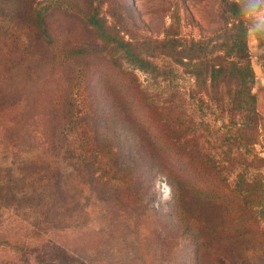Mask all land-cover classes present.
Wrapping results in <instances>:
<instances>
[{
  "label": "rangeland",
  "instance_id": "rangeland-1",
  "mask_svg": "<svg viewBox=\"0 0 264 264\" xmlns=\"http://www.w3.org/2000/svg\"><path fill=\"white\" fill-rule=\"evenodd\" d=\"M33 1L38 7H49V32L62 49L59 60L67 59V65L56 67L51 62L52 51L42 46L33 59L16 60L24 68L32 65L29 79L42 83L54 73L78 77L75 91L79 90L89 127L119 155L118 169L126 180L97 176L93 180L80 160L55 142L52 124L45 123L42 104L48 87H30L32 80L26 70L12 71L8 85L0 87V109L16 106L12 114L0 116V264H264L262 244L211 239L223 230L230 233L236 219L243 225L251 217L258 219L254 211H247L241 219L237 208L236 195L242 193L236 192L235 185L246 164H226L217 170L222 187L235 190L234 203L203 200L194 188L206 183L202 174L193 173L186 154L193 142L186 149L170 152L169 164L167 159L159 161L147 125L127 124L120 107L104 99L97 89L121 87L119 83L126 78L131 87L138 83L155 101L168 95L169 87L180 90L187 99V113L196 121L199 151L211 152L217 159L226 149L219 137L226 133L227 124L241 121L242 115L217 107L198 92L195 77L185 65L175 62L178 75L169 77V54H148L162 68L155 77L121 55L103 51L100 39L84 19V13L98 10L115 22L111 12H116L129 27L130 36L123 32L127 38H162L178 16L180 35L198 39L222 28L217 16L219 0ZM15 7L14 0H0V28L5 20L17 17L11 12ZM13 21L11 44H28L32 28L22 18ZM252 40L256 38L250 36ZM256 43H251L253 52L258 49ZM127 72L135 73L138 80ZM16 76L23 79L15 81ZM100 77L106 81L101 83ZM255 91L262 105L261 141L252 151L245 147L234 150L249 160L255 153L264 156V90L255 87ZM260 174H264V166L252 165L246 173L251 180ZM171 179L178 186L185 184L181 204L176 202Z\"/></svg>",
  "mask_w": 264,
  "mask_h": 264
},
{
  "label": "trees",
  "instance_id": "trees-1",
  "mask_svg": "<svg viewBox=\"0 0 264 264\" xmlns=\"http://www.w3.org/2000/svg\"><path fill=\"white\" fill-rule=\"evenodd\" d=\"M14 3L16 7L11 12L17 17L11 18V22L5 20L0 28V87H6L12 71H17L19 68L28 72V79L32 78V65L24 68V64L18 62L16 57H20L21 60L33 59L38 46L50 48L51 62L56 67L66 64L67 61V59L59 60L57 55L62 49L49 32L46 18L49 7H38L33 0H14ZM111 13L116 19L115 22L108 21L98 10L84 13V19L90 29L100 39L103 51L106 50L112 55L119 54L130 64L152 73L155 77L160 74L162 68L148 54L153 52L169 54V58H172L169 59V77L172 76L173 79L178 75L175 62L185 65L188 67L187 72L195 77L198 92H203L217 107L222 106L231 113L242 115L241 121L234 119L227 124L226 133L219 137V142H223L222 145H225L226 149L224 156L217 159L211 152L199 151L196 121L187 113L185 106L187 99L180 90L169 87V97L158 96L155 101L156 97H152L151 100L138 83L136 87H131V82L126 78H122L119 83L121 87L97 89L104 99L111 100L116 108L120 107L121 116L127 124L147 125L146 129L154 138L151 147L159 161L167 159L169 164L170 152L177 148L186 149L188 142H193L191 147L187 148L186 154L189 155V162L193 165V173L202 174L201 180L206 183L204 187L194 188L196 195L203 200L234 203L235 190L222 187L217 170L226 168V164L230 166L246 164L235 185L238 187L236 192L239 190L242 193L236 195V198L239 197L237 208L241 211L239 215L241 219L247 211L256 212L258 219L251 217L244 225L240 223V219H236L235 226L230 228V233L223 230L211 239L231 238L245 241L247 244H262L264 249V225L261 223L264 224V174L254 177L253 180L246 175L252 165L259 168L264 166V156L255 153L253 159L249 160L234 153L235 149L244 147L252 151L255 144L261 141L262 117L261 101L255 91L256 73L252 65L249 36L243 31L237 0H219L217 16L223 24L222 28L198 39L184 38L180 35L178 16L166 27L162 38L139 35H131L127 38L123 32L129 33V27L121 20L119 14ZM18 17L25 20L34 32V34L28 33V44H11L15 34L12 29L15 27L13 20ZM259 43L264 45V41L259 40ZM66 54L73 55L68 52ZM127 73L134 80H138L135 73ZM20 79L23 77H15V81ZM29 80H32L30 87H48L47 91H44L43 114L46 118L45 123L50 122L53 130H56L55 142L79 159L93 180H97L95 176L126 180L118 169L119 155L113 151L109 143L98 139L89 127L87 117L80 107L79 90L75 91L78 77L76 75L63 77L54 73L48 79L45 77L43 83L36 79ZM104 81L106 80L100 77V82ZM109 83H112L111 78ZM80 98L82 100L85 95ZM15 108L16 106L10 104L4 106L0 109V116L7 117ZM68 131L73 134H69ZM169 176L172 177L171 174ZM171 182L175 189L176 202L181 204L185 184L178 186L175 179H171ZM129 185L132 183L129 182ZM220 222L223 221L220 219Z\"/></svg>",
  "mask_w": 264,
  "mask_h": 264
},
{
  "label": "clouds",
  "instance_id": "clouds-1",
  "mask_svg": "<svg viewBox=\"0 0 264 264\" xmlns=\"http://www.w3.org/2000/svg\"><path fill=\"white\" fill-rule=\"evenodd\" d=\"M237 2L245 35L264 41V0H237Z\"/></svg>",
  "mask_w": 264,
  "mask_h": 264
},
{
  "label": "crops",
  "instance_id": "crops-1",
  "mask_svg": "<svg viewBox=\"0 0 264 264\" xmlns=\"http://www.w3.org/2000/svg\"><path fill=\"white\" fill-rule=\"evenodd\" d=\"M256 40L250 41V36H249V47L251 50L252 65L256 73L255 87L262 88L264 90V45H261L259 43V40H257L256 48L258 49L255 52H253L251 43L252 42L254 43Z\"/></svg>",
  "mask_w": 264,
  "mask_h": 264
}]
</instances>
